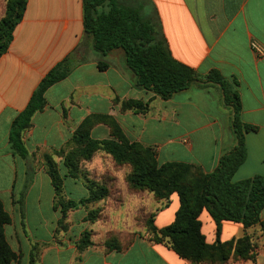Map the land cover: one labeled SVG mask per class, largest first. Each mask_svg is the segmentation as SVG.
<instances>
[{"label":"crops","instance_id":"crops-1","mask_svg":"<svg viewBox=\"0 0 264 264\" xmlns=\"http://www.w3.org/2000/svg\"><path fill=\"white\" fill-rule=\"evenodd\" d=\"M124 1L140 7L144 16H159L176 60L202 77L219 71L237 83L242 120L254 129L246 133L247 159L233 182L264 176V56H258L252 47L255 44L264 51V0ZM7 2L0 0V22ZM76 49L77 59L84 62L47 90L44 110L33 116L31 128L24 132L23 141L31 157L28 163L8 150L11 125L45 75ZM100 60L109 64L107 70H99ZM130 100L149 103V110H124L123 102ZM93 116L113 118L130 143L153 148L160 165L182 162L209 174L217 169L222 155L236 146L233 109L225 104L219 84L194 83L164 100L136 87L123 50H114L105 58L94 50L91 39L85 37L82 0H28L13 40L0 57V200L12 219L5 233L18 259L11 264H30L33 254L35 264H192L167 241L154 243L145 236H135L123 250L97 245L80 252L73 231L58 234L61 210L56 208L47 156L58 165L68 200L87 199L89 179L110 183L115 179L113 159L110 175L105 173L107 180L104 174H91L90 161L82 162L83 172L76 177L65 165L68 143ZM90 137L117 140L105 123L95 124ZM61 150L62 155L55 153ZM29 178L32 181L26 188ZM24 192L21 210L18 200ZM179 207L177 194L165 205L157 204L155 226L162 229L172 224ZM86 211L84 205L72 211V222L83 220ZM200 220L207 243L214 244L215 222L207 211ZM263 223L264 211L260 223L249 229L239 223H223L222 242L248 235L256 250L253 259L243 263L230 257L227 264H264Z\"/></svg>","mask_w":264,"mask_h":264},{"label":"trees","instance_id":"trees-1","mask_svg":"<svg viewBox=\"0 0 264 264\" xmlns=\"http://www.w3.org/2000/svg\"><path fill=\"white\" fill-rule=\"evenodd\" d=\"M85 37L91 39L94 50L102 58L114 50H123L126 66L135 76L137 88L148 90L164 100L187 90L194 83L219 84L224 91L225 104L233 109V134L236 146L222 155L217 169L205 174L199 167L182 162L160 165L157 153L151 147L130 143L122 134L116 121L108 116H93L86 119L76 130L68 143L65 165L72 177L82 173L81 164L99 151L110 154L120 164H130L133 171L128 183L133 187L154 192L158 199L169 202L177 194L180 207L172 224L162 229L150 222L154 243L167 241L172 249L192 264H227L230 257L243 262L253 259L255 247L251 237L246 235L239 240L222 242L220 239L224 222L242 224L246 229L260 223L264 211V176L233 182V177L246 162V133L254 127L242 120V103L237 91V83L230 82L219 71H212L202 77L195 69L176 60L170 50L163 32L159 16H144L138 6L124 0H82ZM28 0H8L6 15L0 22V57L8 50L14 31L26 11ZM78 49L55 65L41 80L33 92L26 108L15 118L11 125L8 150L30 162L29 152L24 144V132L31 128L32 118L46 106L45 94L53 85L65 80L72 71L84 61L77 59ZM100 71L109 64L100 60ZM124 110L146 113L149 103L138 100L123 102ZM108 124L117 140L98 141L90 137L95 124ZM62 155L64 150L56 151ZM47 173L51 177L56 194V208H61L60 230H65L68 213L90 202H98L109 197L110 189L96 180L89 179V197L75 202L65 198L63 179L57 163L51 156L46 157ZM28 169L31 167L28 164ZM88 174V173H87ZM28 179L26 188L31 183ZM25 192L18 204L23 210ZM207 211L217 226V240L214 244L206 241L202 232L200 216ZM23 215V214H22ZM12 222L0 200V264H11L18 256L12 250L5 233V227ZM264 233V223L262 224ZM93 244L84 239L78 250L85 251ZM107 250H123L126 245L114 242L107 244ZM30 264H35L34 254Z\"/></svg>","mask_w":264,"mask_h":264},{"label":"rangeland","instance_id":"rangeland-1","mask_svg":"<svg viewBox=\"0 0 264 264\" xmlns=\"http://www.w3.org/2000/svg\"><path fill=\"white\" fill-rule=\"evenodd\" d=\"M110 157L111 155L104 151L97 152L90 159L92 166L89 169L94 171H90L91 174L96 177L99 174H104L103 179L107 180L105 173H108L112 167L110 159L113 158ZM113 162V176H115L113 183L99 182L109 187V197L84 205L87 207V211L81 221L73 223L71 220L72 211H70L65 221V230L59 228L62 214L58 221V234H67L73 231V235L78 238L77 247L84 239L90 240L92 246L99 245L108 248L107 244L110 242L118 245L129 244L137 235L153 237L150 222L155 216L154 208L157 204L165 205L167 201L158 199L154 192L131 186L128 183V176L133 171L132 166L126 163L120 164L114 159ZM90 172L87 173L90 174ZM108 174L110 175V173ZM252 253L255 255V247Z\"/></svg>","mask_w":264,"mask_h":264},{"label":"built area","instance_id":"built-area-1","mask_svg":"<svg viewBox=\"0 0 264 264\" xmlns=\"http://www.w3.org/2000/svg\"><path fill=\"white\" fill-rule=\"evenodd\" d=\"M254 51L258 54V56H264V51L262 49H260V47H258L257 45H252Z\"/></svg>","mask_w":264,"mask_h":264}]
</instances>
